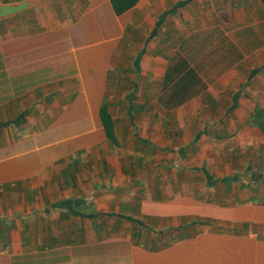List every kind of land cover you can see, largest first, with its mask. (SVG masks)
<instances>
[{"label": "crops", "instance_id": "crops-1", "mask_svg": "<svg viewBox=\"0 0 264 264\" xmlns=\"http://www.w3.org/2000/svg\"><path fill=\"white\" fill-rule=\"evenodd\" d=\"M15 1L21 0H0ZM27 12L0 19V264H264V200H251L257 187L246 182L233 157L239 150L256 151L249 127L263 132L257 118L264 116V104L249 98L256 95L250 94L253 87L233 85L243 74L235 65L247 58L248 82L264 78V69L252 74L264 66V2L137 0L117 14L112 0H51ZM163 16L176 28L185 24L188 36L177 48L186 54L180 49L169 62L166 54L137 57L140 73L162 81L180 56L192 67L212 58L233 66L217 79L195 67L204 87L170 109L176 118L166 123L157 109L143 126L151 131L140 138L150 142L144 152L153 158L168 153L165 167L134 163L133 169L125 166L130 156L112 158L118 151L106 136L100 108L121 78L110 79V71L125 69L119 56L130 22L154 31ZM210 46L220 51L204 57ZM224 93L232 94L227 107ZM226 127L241 130L218 134ZM174 154L180 161L175 164ZM91 158L103 165L87 166ZM193 158L201 166H182ZM72 162L80 164L74 178L64 174ZM124 214L146 220L140 223L142 239L175 228L167 235L171 242L158 251L150 250L149 241L136 242L120 260L82 255L80 244L93 238L97 222L113 231Z\"/></svg>", "mask_w": 264, "mask_h": 264}, {"label": "rangeland", "instance_id": "rangeland-1", "mask_svg": "<svg viewBox=\"0 0 264 264\" xmlns=\"http://www.w3.org/2000/svg\"><path fill=\"white\" fill-rule=\"evenodd\" d=\"M38 9V8H37ZM35 11V10H34ZM28 13V12H24ZM33 13V12H32ZM133 17V16H132ZM178 18H180L178 16ZM172 20V18H170ZM174 20H172L173 22ZM183 23V22H182ZM186 23V22H185ZM185 24L182 25V28H176V25L170 24L169 19L167 18V21L165 19V29L159 31V35L155 38H151L152 30L147 29L146 25L144 26H138L135 22H130L129 28H128V39L123 43V53L120 54L119 59L122 60V66L123 68H130L133 69L135 67V61H137V64L139 63V60L136 58H142L145 54H153L154 56H161V55H168L166 56V61L169 62L170 55H174V53L178 54V50L183 51L182 48H177L178 43L186 38L188 36V30L184 29ZM178 27V26H177ZM186 27L188 28V25L186 24ZM164 28V27H163ZM169 32L166 34V32ZM216 34V32H214ZM165 38L167 39V42H163L161 39ZM157 41H160V44H156ZM159 43V42H158ZM158 45V46H157ZM162 46V47H161ZM159 48H162V53H159ZM188 49V48H187ZM220 48L210 46L207 48H204L206 51L204 57L211 58L212 54H215V50ZM125 50V52H124ZM184 52V51H183ZM191 52V51H189ZM186 54V50L184 52ZM188 54V50H187ZM194 53H190V55H193ZM125 56L127 58H125ZM188 56V55H187ZM216 56V55H215ZM207 58V59H208ZM246 62H242L240 65H235V68L238 70L239 67L241 69V72L243 74H240L235 81V85L233 87L240 85V88L246 89L247 87H253V91L250 92V94L253 95L254 92H256L255 96H250L249 98H254L257 101V105L264 104V78L261 81H255L249 80V74L252 69V65L249 62V58ZM212 60H215V58H212L207 64H196L194 65L197 69H199L200 72H203L206 77L209 79H217L222 74H224L226 71H228L230 68H232L233 65H225V64H218L217 62H212ZM225 65V66H224ZM220 69V70H219ZM140 71V68H139ZM140 73V72H138ZM120 74V80L122 82H119L118 85L113 84L111 86V96L110 98L112 100H120L121 103L114 104L110 107V111L112 115L114 116V119L119 125V131H120V149L115 148L118 151V154H112V158H116L117 160H120V157L123 158L126 157V159L133 155L135 150L134 148H141V143H136L135 140H138L137 137L143 138L147 136H151V131H147L145 133L143 126L144 123L147 121H150L152 119L153 111L160 109L162 119L165 120L166 123H168L169 119L176 118V111H173L169 113L170 109L168 103L170 102L169 94L166 92L163 94L162 90V81L160 79L153 78L152 75H143L140 73L139 76L136 75V73H130L125 74L124 71H119ZM122 75V76H121ZM138 78V79H137ZM145 78V79H144ZM131 79H137V86H134L135 88L132 90L131 83L129 80ZM127 80V81H123ZM250 84V85H249ZM254 88H257L256 90ZM261 90L262 92H258L257 90ZM114 93H116V96H114ZM225 97H221V103L224 105L223 101L225 102L226 107L230 105L228 99H231L232 94L231 93H224ZM116 97V98H115ZM109 98V99H110ZM114 100V101H115ZM227 102L229 104H227ZM129 104V106H128ZM131 106H135V116L132 122L130 121L129 116V109ZM141 106H145L144 109L141 108ZM166 109V110H165ZM165 111V112H164ZM151 130V127H150ZM211 132L215 133L216 128H210ZM221 130V129H220ZM218 131V134L223 135L224 133H230V135H234L236 132L240 131L241 128H225L221 131ZM250 134L252 135L251 131L255 132L254 136L256 137V151L246 153L243 151H238L237 154H234V163L238 167V171L240 173L246 174L244 176V179L246 182H249L256 185V195L258 198H264V134L261 130L256 129L255 127H249ZM169 146V145H165ZM171 146L176 147L177 145L172 144ZM253 147V146H252ZM255 149V148H251ZM143 152V154H142ZM141 153H136L137 156H143L148 155L147 152L142 151ZM97 154H95L96 156ZM111 155V154H110ZM151 155V156H150ZM103 156V155H102ZM168 153L164 151H160L155 153L154 158L152 157V154H149L146 157V162L143 167V169H154V168H161L165 167L164 160H167L166 157H169ZM177 157L176 154H174V159ZM212 157L216 158L214 163L216 162V165L220 167V157L212 153ZM138 158V157H137ZM160 161V164L157 165ZM98 162V163H96ZM180 162L179 159H175L173 163ZM87 166L89 164H94L96 168L102 166L103 162L100 160H94L91 158V160L85 161ZM181 164V163H180ZM182 164V166L194 168L201 166V161L198 158H193L192 160H185ZM207 165H210V167L213 169V164H209L207 162ZM125 166L132 168V163L130 160L125 163ZM175 166V165H174ZM224 166V165H221ZM143 169H140L142 172ZM251 170L250 172L248 170ZM140 172V174H142ZM145 173V172H144ZM243 183V182H242ZM245 183V182H244ZM115 209V208H114ZM135 216V215H133ZM138 218H140L138 216ZM142 219V218H141ZM139 220V219H138ZM144 220V219H143ZM142 220V221H143ZM114 221V220H113ZM142 225V221L139 220ZM146 221V220H144ZM103 223L97 222V225ZM105 223V221H104ZM111 224H107L106 227H103L101 229H96L89 233L93 236V238L90 240H86L85 243L80 244V251L82 255H90L91 257L94 256L98 260L101 259H121V256L127 252H130V249L132 245L136 243V240L132 238L131 235V228L132 223L128 220H122L119 222H115L114 230L111 231L109 229ZM104 238H101V237Z\"/></svg>", "mask_w": 264, "mask_h": 264}, {"label": "trees", "instance_id": "trees-1", "mask_svg": "<svg viewBox=\"0 0 264 264\" xmlns=\"http://www.w3.org/2000/svg\"><path fill=\"white\" fill-rule=\"evenodd\" d=\"M136 1L137 0H112V4H113V7H114L116 13L122 14V13L126 12L128 9H130L136 3ZM262 1L264 2V0H262ZM164 19H165V16L161 17L160 22L158 23V26L155 28L154 31H152V33L150 35L151 38H155L160 34L159 30L164 25ZM167 33H169V32L167 31L166 34ZM161 40L164 43L167 42V39H165V38H162ZM158 52L162 53V48H159ZM263 69H264V66L258 67L252 71V74L263 71ZM119 71L120 72L124 71L125 74H130L133 72L138 73L139 72V63L137 64V61H135V67L133 69L125 68L122 70L118 69L117 71H110V79L117 77V75L120 76ZM123 81H127V80H123ZM118 82H122V81L119 80ZM129 82L131 83L132 90H133L135 88L134 86H137V82L135 79H131V80H129ZM203 87L204 86L198 77V71L195 69V67L190 66V64H188V60L186 58H184L183 56H180L176 62H173V64H170V66L167 69L166 75L164 76V78L162 80L163 94L166 92L169 94V99H168V101L170 100V102L168 103L169 108H174V107H177V106L183 104L189 98L194 96L198 91H200L201 88H203ZM117 103H121L120 100ZM111 104H116V102L110 101L109 95L106 94L104 101L102 103V106L100 108V116H101L102 125L105 129V132H106V136H107L112 148L115 149L117 147H120V142H119V138H118V136H119V134H118L119 133L118 132L119 125L116 122V120L114 119V117L110 111ZM128 106H129V104H128ZM141 108L144 109L145 106H141ZM135 110H136L135 106H131L129 109V116H130L131 122L134 119L133 117L135 116ZM257 119H258L257 124L260 126V128L264 132V116L261 118L258 117ZM224 137L225 136H222L220 138H224ZM137 139L138 140H135V142L136 143L137 142L142 143L143 147L137 148L136 153H139V152L141 153L142 151H144L145 148L148 147L147 144H150V142H149V140L144 141L143 139H140V137H137ZM198 139H199V137H197L195 139V142H197ZM82 153H83V151H79L78 156L81 155ZM137 157L135 154V156L131 155L128 158L130 160V162L132 163L133 169H135L134 163L138 164V168L139 167L142 168L145 165L146 156L143 155V156H137ZM79 170H80V164L77 162H72V163L68 164L64 174L74 178L75 173H77ZM251 200L262 201V200H264V198L252 197ZM139 203H140V198H137L136 202L134 203L135 205L131 206V210L135 214H137V212H138ZM130 218H132V217L126 218L125 214H124L122 216H118L117 222L122 221V220H128L129 221ZM132 220H133V222H131L132 223L131 235H132V238L135 239L136 242H138L139 244L144 243V241H149L150 250L158 251V250L162 249L163 247L167 246L171 242L170 239H167V235L169 234V232L175 230V228H169L165 231H159L158 236L153 238V239H150V240H148L147 238L142 239V237H143L142 228L143 227L140 225V223H139L140 221L138 219H133V218H132ZM206 223H208V222H206ZM106 226H107L106 222L100 223V224H98V227H99L98 229H101V228L106 227ZM114 226H115V223H114ZM245 226L247 227L248 224H245ZM148 230L152 231L151 228H148Z\"/></svg>", "mask_w": 264, "mask_h": 264}, {"label": "water", "instance_id": "water-1", "mask_svg": "<svg viewBox=\"0 0 264 264\" xmlns=\"http://www.w3.org/2000/svg\"><path fill=\"white\" fill-rule=\"evenodd\" d=\"M51 0H21L15 2H0V19L16 16L22 12H27L32 8L41 7Z\"/></svg>", "mask_w": 264, "mask_h": 264}]
</instances>
